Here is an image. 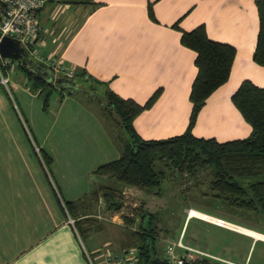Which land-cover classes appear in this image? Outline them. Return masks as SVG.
Returning a JSON list of instances; mask_svg holds the SVG:
<instances>
[{"label": "crops", "instance_id": "0c3cea01", "mask_svg": "<svg viewBox=\"0 0 264 264\" xmlns=\"http://www.w3.org/2000/svg\"><path fill=\"white\" fill-rule=\"evenodd\" d=\"M39 20L44 55L140 105L162 91L134 122L145 140L187 130L197 67L196 53L183 46L181 36L204 25L212 40L232 45L237 54L228 81L208 98L193 134L220 143L251 136L252 126L232 96L244 81L264 89V67L253 59L260 24L255 0H48ZM12 89L10 98L0 87V264H87L83 245L91 252L99 248L81 239L59 200L79 201L98 185L113 184L95 181L93 172L120 158L125 139L105 125L99 113L108 117L90 92L63 97L57 119L41 127L29 116L33 105L41 107L35 92L20 83ZM85 96L88 105L77 99ZM40 149L51 158L49 169ZM93 211L97 217L96 206Z\"/></svg>", "mask_w": 264, "mask_h": 264}, {"label": "trees", "instance_id": "16d2710c", "mask_svg": "<svg viewBox=\"0 0 264 264\" xmlns=\"http://www.w3.org/2000/svg\"><path fill=\"white\" fill-rule=\"evenodd\" d=\"M255 4L260 24L253 59L264 67V0H255ZM149 14L156 20L152 6L149 7ZM175 27L179 29L178 25ZM181 43L196 53L197 75L190 94L193 109L187 130L181 135L164 140H145L134 126L136 118L157 102L161 90L156 91L144 105H140L120 97L109 84L91 79L85 72L77 71L72 79L55 77L51 71L38 64L49 76L72 82L74 86L70 90L67 82H49L19 63L17 69L22 68L29 80L34 81L28 88L39 96L44 95L45 110L57 86L61 88V98L65 97V93L74 95L86 92L88 88L87 92L91 90L90 94L99 101L106 116L128 135V139L124 140L120 158L99 166L93 172V176L112 181L113 184L98 185L89 196L79 201L59 200L67 219L72 218L75 221V229L82 240L102 230L93 213V208L101 199L107 211L118 212L122 208L121 203L116 201V193L120 191V187L160 191L167 179L168 169L174 173L187 174L191 178L210 170L209 190L202 195L208 196L220 207L256 216L264 221V89L251 81H244L232 96L233 104L252 126L250 137L224 143L215 139L197 138L193 130L198 116L208 98L228 81L237 51L230 44L212 40L204 25L192 31H182ZM99 87L104 88L101 96L96 94ZM39 157L49 169L51 158L41 149ZM125 221L130 225L131 220L125 217ZM155 223H158V216L142 214L140 229L129 234V241L138 250V264H171L166 253L163 256L158 251V226ZM241 226L254 229L248 225ZM183 264L220 263L195 254L192 260Z\"/></svg>", "mask_w": 264, "mask_h": 264}, {"label": "rangeland", "instance_id": "374dc122", "mask_svg": "<svg viewBox=\"0 0 264 264\" xmlns=\"http://www.w3.org/2000/svg\"><path fill=\"white\" fill-rule=\"evenodd\" d=\"M55 4L56 7L64 6V3L59 1H56ZM65 17H62L60 21L61 26L65 23ZM16 83H20L24 87H31L34 81L29 80L25 71L19 68L10 75L9 91L2 85L0 87L11 98L13 96L12 87ZM60 89L57 86L56 90H53L49 106L46 110L42 109V106L44 107V95L39 96L37 93H33L36 95V99H38L36 101L41 105L38 109L35 105L32 106L29 116L32 118L34 125L42 127V122H47L51 118L57 119L62 103V91ZM89 91L91 92L90 89ZM96 94L101 96L102 89H98ZM67 95L69 94L65 93L64 96L67 97ZM77 99L85 105L89 104L87 96ZM90 107L96 111V105L92 104L91 106L90 104ZM99 115L105 121V125H109L115 135L125 140L128 139L127 133L117 126L116 122L110 118H103L101 113ZM96 178H94L95 181ZM210 179V170L201 172L196 178H191L187 174L174 173L171 169H168L167 179L160 191L159 189L146 191L128 186L120 187V191L116 193V201L122 205L120 211H107L104 202L103 204L98 203L95 205L98 209L95 219L101 225L102 230L100 233L98 232L90 238L85 239L87 246L92 245L96 249H102L107 243L106 245H110L109 247L115 251L136 246L133 242L129 241V234L140 229L142 214L149 213L158 216V223L154 225L158 226L157 246L158 251L163 256H165L168 244L177 243L183 231V235L186 236L183 241L185 245L238 264H264V241H254L252 237L250 238L238 232L217 227L201 219L193 218L191 221L189 220L185 223L186 218L189 217V210L199 209L206 212L205 214L208 213V215L215 218H223L232 224L248 225L260 232L244 226L242 227L264 235V221L258 217L220 207L216 202L211 201V198L202 195L209 190L208 183ZM125 217L131 220L130 225L126 223ZM179 254H182V252L179 251Z\"/></svg>", "mask_w": 264, "mask_h": 264}, {"label": "built area", "instance_id": "2783aa9c", "mask_svg": "<svg viewBox=\"0 0 264 264\" xmlns=\"http://www.w3.org/2000/svg\"><path fill=\"white\" fill-rule=\"evenodd\" d=\"M48 0H1L0 1V42L4 37L17 39L31 58L38 64L51 71L55 77L72 79L77 74V69L66 67L54 55H44L41 49L44 45L43 29L39 20V11ZM18 61L5 58L0 53V85L9 91L10 75L17 70ZM189 217L190 214H189ZM204 221V220H203ZM70 225L75 228V221L68 219ZM209 222V221H206ZM229 221L217 217L214 222H209L217 227L232 230ZM234 231V230H232ZM236 232V231H235ZM83 245V243H82ZM105 245L104 248L91 252L83 245L87 264H138L140 261L138 250L132 247L128 250L115 251ZM179 251L182 254H179ZM166 257L171 264H183L192 260L193 255L200 258H208L212 262L220 264H238L217 257L202 250L195 249L183 243L179 239L177 243H169L165 250Z\"/></svg>", "mask_w": 264, "mask_h": 264}, {"label": "water", "instance_id": "95a60500", "mask_svg": "<svg viewBox=\"0 0 264 264\" xmlns=\"http://www.w3.org/2000/svg\"><path fill=\"white\" fill-rule=\"evenodd\" d=\"M0 53L5 58H11L18 61L23 67L28 68L35 74L45 77L49 82L58 81L60 84L67 82L62 79H55V77L49 76L48 72L42 70L17 39L4 37L0 42ZM67 84V87L70 90H73L74 84L72 82H67Z\"/></svg>", "mask_w": 264, "mask_h": 264}, {"label": "bare ground", "instance_id": "6f19581e", "mask_svg": "<svg viewBox=\"0 0 264 264\" xmlns=\"http://www.w3.org/2000/svg\"><path fill=\"white\" fill-rule=\"evenodd\" d=\"M188 214H190L191 217L198 218V219H201L204 221H209V222H214L217 219L213 216H210L208 214H205V213H202L198 210H193V209L189 210ZM228 223H229V227L232 228V230H234L240 234L252 237L253 239L264 241V235L263 234L249 230L247 228H244V227L236 225V224H232L230 222H228Z\"/></svg>", "mask_w": 264, "mask_h": 264}]
</instances>
